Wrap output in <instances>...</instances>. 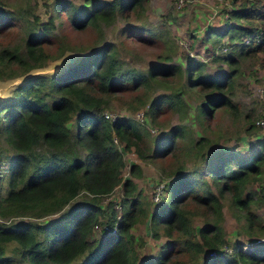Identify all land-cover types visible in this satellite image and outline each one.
Returning <instances> with one entry per match:
<instances>
[{
  "label": "trees",
  "instance_id": "1",
  "mask_svg": "<svg viewBox=\"0 0 264 264\" xmlns=\"http://www.w3.org/2000/svg\"><path fill=\"white\" fill-rule=\"evenodd\" d=\"M83 1L44 0V14L37 12L38 1L22 0L9 6L0 1V32L12 28L6 31H12L11 37L0 40V78L22 75L41 66L48 56L61 53L63 41L57 40L55 17L62 12L74 27L93 28L100 21L111 22L117 12L128 18L131 10L137 12L147 2ZM131 27L141 39H163L161 25L139 23L122 30L128 34L133 31ZM14 28L21 31L17 38L18 29ZM210 28L207 39L212 37L215 43L227 34L230 44L226 50H222L225 40L219 51L210 47L212 56L228 65L218 75L207 72L200 58L191 56L181 67L169 54L153 63L146 75L122 67L114 42L105 41L63 71L30 75L14 86L9 97L0 98V133H6L5 139L15 149L10 157L9 188L0 197V264H17L7 253L10 242H14L20 262L28 264H197L201 254V264H264V239L252 242L248 251L240 240L228 242L222 209V197L228 195L230 205L247 221L243 231L249 235L264 233V221L254 210L264 206V136L256 139L247 157L225 149L206 153L198 137L192 144L194 153L206 161L212 182L205 171L193 169L196 173L191 175L178 165L167 173L172 177L165 182L167 196L162 203L147 201L131 176L122 182L119 217L113 201L103 204L97 200L98 195L109 193L121 182L124 150L133 147L146 159L169 152L177 156L185 135L180 123L149 137L146 127L132 116L119 115L111 120L103 115L101 103L105 99L98 92L107 93L118 86L133 88L150 77L168 78L176 73L182 77L183 73L186 83L182 86L213 91L198 103V110L210 115L216 106L236 108L237 103L225 90L233 85L242 55H252L264 66V0H230L223 25ZM260 30V40L253 37L249 43L243 41L246 35ZM51 44L59 51L51 50ZM139 102L148 103L145 113L153 121L166 110L178 111L184 103L178 91L160 92L149 101ZM113 136L118 137L121 149ZM145 136L153 140L152 146L142 145ZM37 145L47 151L36 152ZM130 172L140 174V166L132 162ZM56 211L61 212L46 222L3 219L6 215ZM140 216H148L153 237H166L156 254L142 258L138 247L144 243L143 237H136L132 231ZM101 217L110 224L117 218L116 231L103 233L90 243L93 224ZM226 244L231 245L230 251L223 248Z\"/></svg>",
  "mask_w": 264,
  "mask_h": 264
},
{
  "label": "rangeland",
  "instance_id": "2",
  "mask_svg": "<svg viewBox=\"0 0 264 264\" xmlns=\"http://www.w3.org/2000/svg\"><path fill=\"white\" fill-rule=\"evenodd\" d=\"M0 1H4L9 6V4L14 5L22 0ZM30 1L34 3L38 1L37 12L45 13V7L42 4L44 0ZM72 1L77 4L84 2L83 0ZM173 4V0H147L143 9H139L137 12L131 10V15L128 18L117 12L111 22L100 21L98 26L93 28L74 27L66 14L62 12L55 17L57 40L63 41L61 53L58 56H48L43 60L41 66L33 67L22 75L0 78V98L9 97L14 86L30 75H51L63 71L67 66L75 63L80 55L88 53L105 41L114 42L115 53L122 67H131L146 75L149 67L153 63L161 61L167 54L171 56L170 60L179 63L181 67L185 66L189 57L194 56L204 60L206 63L205 70L213 75H218L220 71L226 70L228 68L227 63L222 59H215L210 47L213 45L212 47L219 51V45L227 39V34L218 37L214 43L212 37L207 39L206 33L212 29L210 27L223 25L225 10L230 7V0H192L188 3L185 2L181 7H176ZM133 11L136 16L132 14ZM139 23L161 25L163 39H141L132 27L131 30L133 31L129 30L128 34H126L127 31L123 32L122 30L126 25ZM10 29L12 28L8 27L0 32V40L11 37L12 31L9 34L6 33ZM16 29L18 28H14L13 31ZM20 32L18 29L15 34L16 38L20 36ZM49 47L51 50L59 51H57L58 48L55 44H51ZM226 52L228 50L223 53ZM238 60L233 85L225 90L226 95L233 103H237L236 108L227 105L216 106L210 115L198 110V103L213 91L207 88L200 90L196 87L182 86L184 81L186 83L183 73L182 77L177 73L168 78L150 77L148 82H140L133 88L131 86H118L115 90L107 93L98 92L105 99V103H101L103 111L105 110L114 116H132L146 127L145 129L149 131V137L168 129L174 123L183 124L185 127V135L181 141V145L184 147L178 149L177 156H173L169 152L167 155L158 158L148 157L146 159L141 158L133 147L123 151L125 164L122 168V176L125 178L131 176L136 187L141 189L146 200L150 201L152 205L162 203L167 196V192L164 190L163 199L159 202H153L151 199L153 185L156 181L163 180L166 182L168 178L170 179L172 176L167 177L168 171L178 165L182 164L181 171L188 169L191 175L196 173L193 169H197L198 173L205 171L203 174L208 176L207 178L212 182V177L206 172V161L199 158L198 155L195 156L194 153L195 147L192 144L198 137H201V148L206 153H211L216 149H225L237 153L236 156L247 157L251 149L255 147L256 139L264 136V129L254 123V119L261 115L264 110V103L258 95L259 86L264 83V66L254 60L252 55L244 54ZM169 91H178L184 103L178 108V111L166 110L156 117V121L151 120L149 115L145 113L148 103H138V100L149 101L154 94ZM141 111L144 114L142 119L138 117ZM252 122L254 125H251ZM67 125H72V121H69ZM5 134L4 131L0 133V197L4 196L9 188L10 157L15 154V149L5 139ZM149 137L143 138L145 142L142 145L147 143L153 145L154 142ZM118 143L121 145L119 140ZM35 151L46 152L47 150L43 145H37ZM81 153H84L82 149ZM132 162L140 166V174L133 175L130 172ZM121 183L117 184L109 193L98 195L97 200L103 204L113 201L115 209H118L117 204L123 195ZM222 201L223 226L228 242L237 239L242 241L244 247L254 240L264 239V233L249 235L243 231L247 221L242 214H239L238 209H234L230 205L228 195L222 197ZM70 203H67L65 208ZM151 204L150 207H153ZM254 210L259 214L260 220L264 221V206ZM61 211L42 215H6L3 219L7 221L46 222L58 216ZM103 219L106 217H101L99 221L102 223ZM199 223L200 216H197L195 224L198 226ZM148 225V216H140V219L132 227L136 237H143L144 243L138 247L140 258L145 255L156 254L160 244L166 238L164 236L153 237ZM102 234V230L92 227V232L88 237L90 243H94ZM226 246L231 247L229 244ZM13 247L14 242L7 243V253L12 259L17 264H28L20 262V255L13 250ZM201 260L202 254L197 264H201ZM238 264L242 263L239 262Z\"/></svg>",
  "mask_w": 264,
  "mask_h": 264
},
{
  "label": "built area",
  "instance_id": "3",
  "mask_svg": "<svg viewBox=\"0 0 264 264\" xmlns=\"http://www.w3.org/2000/svg\"><path fill=\"white\" fill-rule=\"evenodd\" d=\"M189 1H192V0H173V3H174L173 5L176 6V7H181V6H183V4L185 2L188 3ZM253 37L256 40H260L261 37H262V30L256 31L253 34L246 35L244 37L243 41L246 42V43H249ZM223 43H224V45L222 46V50H226V49L230 48V44H229V42H227V39H225V41ZM258 95H259V97L262 99V101L264 103V83L259 86ZM103 115L105 117H107V118H110L111 120L112 119H115L117 117V116H114V115H112L111 113H109V112H107L105 110L103 111ZM143 115L144 114L141 111V113L138 115V117L142 119ZM254 123L257 126H259L262 129H264V110H263V112H262L261 115L257 116L254 119ZM118 140L119 139H118L117 136H113V142L115 143V145L118 144L116 146L119 149H121L122 147H121V145H119ZM124 179H125V176L124 177L122 176V181ZM122 190H123V186H122ZM164 190H165V182L163 180L162 181H156L155 184L153 185V188H152V191H151V199L153 200V202H159V201H161L163 199ZM122 194H123V192H122ZM117 208L118 209H116L117 210L116 216L119 217L120 216V209H121L120 202L117 204ZM93 227H97V229L102 230L103 233H106V232H114V231H116V228H117V218L115 219V221L113 222V224L108 223L104 219H103V222L102 223L98 220L97 222H95L93 224ZM257 240H261V239H257ZM251 245H252V242L249 243V244H247V245H244L243 249L245 248L244 250L245 251H248V250H250ZM223 248L226 249V250H228V251L231 250V247H227L226 245Z\"/></svg>",
  "mask_w": 264,
  "mask_h": 264
}]
</instances>
